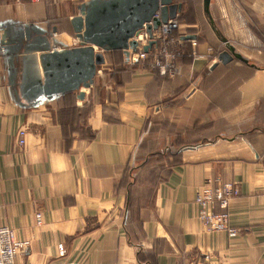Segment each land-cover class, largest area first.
I'll return each instance as SVG.
<instances>
[{
	"label": "crops",
	"instance_id": "crops-1",
	"mask_svg": "<svg viewBox=\"0 0 264 264\" xmlns=\"http://www.w3.org/2000/svg\"><path fill=\"white\" fill-rule=\"evenodd\" d=\"M83 1L0 0V22L56 27L58 47L76 46L69 22ZM174 1L177 35L195 39L172 78L105 52L108 71L83 100L68 94L33 116L11 104L0 57V225L28 241L14 264H264V0H211L199 41L198 15ZM220 40L245 61L222 64ZM216 177L239 190L234 237L198 217L196 194Z\"/></svg>",
	"mask_w": 264,
	"mask_h": 264
},
{
	"label": "water",
	"instance_id": "water-1",
	"mask_svg": "<svg viewBox=\"0 0 264 264\" xmlns=\"http://www.w3.org/2000/svg\"><path fill=\"white\" fill-rule=\"evenodd\" d=\"M210 1L202 0L208 16ZM77 9L69 22L76 46L60 42L58 47L56 27L48 30L35 22L13 19L0 22L3 78L16 110L35 116L68 94L83 100L94 84L97 67L105 63V52L121 50L127 59L129 49H138L132 38L143 27L151 33L161 22L176 17L182 4L174 0H84ZM157 10L160 16L152 19ZM181 39H195V35ZM234 57L244 60L232 47L218 54L222 64Z\"/></svg>",
	"mask_w": 264,
	"mask_h": 264
},
{
	"label": "built area",
	"instance_id": "built-area-1",
	"mask_svg": "<svg viewBox=\"0 0 264 264\" xmlns=\"http://www.w3.org/2000/svg\"><path fill=\"white\" fill-rule=\"evenodd\" d=\"M159 16L160 13L157 10L152 19ZM152 19L148 22L149 24H152ZM177 27V15L174 18H169L166 22H161L156 29H152L151 33L143 27V31L132 38L137 42L138 49L136 52L129 49L126 61L129 64L146 63L148 69L154 73L167 78L174 77L177 73V58L183 53L182 46L184 43L180 36L174 34ZM151 41L152 44L149 49L143 51V47ZM192 43L195 44L193 40ZM96 72L99 70L97 69ZM25 134V128H20L17 132V143L21 147L25 145ZM238 194V187L232 181L224 182L217 177L205 179L204 184L196 194L195 203L198 206L199 220L207 231H222L229 237L236 236L237 230L229 224L228 207L230 200ZM36 220L37 223L41 222L40 213L36 214ZM27 245L28 241H21L16 238L13 228L0 225V264H14L17 255L23 252ZM57 248L58 253L63 255L64 246L58 244Z\"/></svg>",
	"mask_w": 264,
	"mask_h": 264
},
{
	"label": "rangeland",
	"instance_id": "rangeland-1",
	"mask_svg": "<svg viewBox=\"0 0 264 264\" xmlns=\"http://www.w3.org/2000/svg\"><path fill=\"white\" fill-rule=\"evenodd\" d=\"M186 5H187V7H191V9H193V11H195V13L198 15L196 17L198 18L199 23H200V31H199V37L198 36L197 37H198V41L199 40H203L204 37H205V35L209 32L208 31L209 30V19L207 17V14L206 13L204 14V11H203V2H202V0H187ZM178 26H179V21H178ZM256 27H257V25L254 22V27L253 28H250L251 31L255 32V30H257ZM176 31H177V29L174 32L175 35H177ZM227 46H228V44L226 42L220 40V41H217V43H215V45H214L213 48L214 49L216 48V51H218L219 49L226 48ZM108 59H110L111 61L112 60L113 61H117V64H118V62L121 60L120 53L119 52L113 53V55H111ZM97 69L99 70V72H97V74L95 76L96 77V80H98L102 76L106 75V72L108 71L107 68H106V65H104V66H102V65L101 66H98Z\"/></svg>",
	"mask_w": 264,
	"mask_h": 264
},
{
	"label": "trees",
	"instance_id": "trees-1",
	"mask_svg": "<svg viewBox=\"0 0 264 264\" xmlns=\"http://www.w3.org/2000/svg\"><path fill=\"white\" fill-rule=\"evenodd\" d=\"M172 149H168L167 151L163 152V155H161L162 153H158V154H152V155H148V158L145 160V163L143 165V167H146L148 166V164H152V159L154 158L155 155L158 156V162H162L163 160H167V158L170 156V155H175V152H171ZM165 153V154H164ZM165 158V159H163ZM149 159V160H148ZM154 163V162H153ZM161 164V163H160ZM133 171H134V168H131L130 172L131 174H133ZM137 175V174H136ZM134 175V177L136 176ZM133 178V176H132Z\"/></svg>",
	"mask_w": 264,
	"mask_h": 264
}]
</instances>
